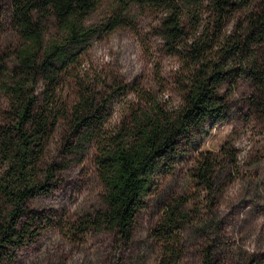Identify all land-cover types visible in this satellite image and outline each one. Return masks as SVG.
<instances>
[{"label":"trees","instance_id":"obj_1","mask_svg":"<svg viewBox=\"0 0 264 264\" xmlns=\"http://www.w3.org/2000/svg\"><path fill=\"white\" fill-rule=\"evenodd\" d=\"M103 1L10 0L12 25L25 44L12 69L0 55V76L9 77L4 85L9 109L0 123V264L36 242L51 224V216L29 203L57 187L68 157L82 158L94 149L105 204L71 224L75 233L70 237L108 230L130 243L140 212L158 192L161 180L195 146L200 130L208 122L215 126L231 117L233 94L242 81L250 84L249 115L264 120V51L258 53L264 45V8H253L255 0H118L119 9L106 21L105 32L134 28L127 15L133 5L149 6L160 15L156 35L181 63L175 77L180 102L168 106L142 92L145 105L133 108L120 127L110 129L112 101L116 94H125L127 85L117 81L101 89V81L80 79L77 101L69 110L62 86L79 64L82 49L99 32L83 22ZM52 26L62 36L49 41ZM65 118V159L44 164L48 143ZM236 159L228 145L217 154L200 151L193 173L198 187L215 192L218 172ZM186 204L182 197L171 200L152 230L158 264L181 262L183 232L191 218ZM202 256V264L223 263L209 246Z\"/></svg>","mask_w":264,"mask_h":264},{"label":"rangeland","instance_id":"obj_2","mask_svg":"<svg viewBox=\"0 0 264 264\" xmlns=\"http://www.w3.org/2000/svg\"><path fill=\"white\" fill-rule=\"evenodd\" d=\"M253 8H264V0H255ZM118 9V0H104L86 16L84 25L97 26L99 32L82 49L79 64L62 86L63 100L70 110L78 98L80 79L101 81V89L114 87L117 81L127 85L125 94H116L112 101L110 129L120 127L133 108L145 105L142 92L152 93L168 106L180 102L175 77L181 63L164 50L163 39L156 35L160 15L149 6L133 5L127 15L134 28L121 26L105 32L106 21ZM11 18L10 0H0V55L10 69L17 64L25 44ZM60 35L59 28L52 26L46 40ZM261 47L259 54L264 51V45ZM7 80L9 77L0 76V123L9 109L4 92ZM249 94V82L242 81L233 94L231 117L215 126L208 122L200 130L195 146L188 149L176 170L161 180L158 192L140 212L130 243L120 241L108 230L69 235L75 233L71 224L105 207L104 185L91 148L82 158L68 157L67 168L58 173L57 187L29 203L33 210L53 220L36 242L19 248L2 264H158L159 247L152 230L166 205L179 197L187 200L185 207L191 214L183 232L185 252L180 264H202V252L208 246L222 264H251L256 260L264 264V120L249 115ZM68 130V120L62 119L48 143L44 164L64 161L61 150ZM226 145L237 154L236 161L218 172L215 192L200 189L193 175L198 153L217 154Z\"/></svg>","mask_w":264,"mask_h":264}]
</instances>
